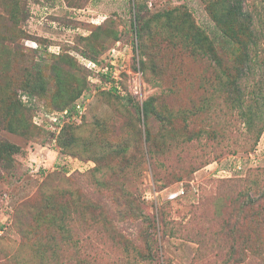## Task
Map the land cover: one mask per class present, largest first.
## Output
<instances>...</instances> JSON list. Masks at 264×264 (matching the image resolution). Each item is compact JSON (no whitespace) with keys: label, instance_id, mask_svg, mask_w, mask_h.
Returning <instances> with one entry per match:
<instances>
[{"label":"rangeland","instance_id":"obj_1","mask_svg":"<svg viewBox=\"0 0 264 264\" xmlns=\"http://www.w3.org/2000/svg\"><path fill=\"white\" fill-rule=\"evenodd\" d=\"M222 2L0 0V142L19 147L0 157V264H264V0L237 37ZM119 42L139 94L81 64ZM21 90L34 111L89 94L87 116L55 140L15 112Z\"/></svg>","mask_w":264,"mask_h":264},{"label":"trees","instance_id":"obj_2","mask_svg":"<svg viewBox=\"0 0 264 264\" xmlns=\"http://www.w3.org/2000/svg\"><path fill=\"white\" fill-rule=\"evenodd\" d=\"M216 15H217L216 19H217L218 23L225 26L224 32L226 35H229L230 31H233V35H235L237 37L238 33L235 32L236 30L233 27L235 25V23H237V22L247 21V22H250V24H253V21H252L253 15L249 10H246V0H223L221 12L216 14ZM183 22L184 21L182 20L178 24H173L171 18H169L168 25L177 31V30L181 29V26H182L181 23H183ZM248 29H249L250 34H253V36H256V33L254 32V30L251 28L250 25L246 26V30H248ZM247 37H249L247 40H243L240 38L237 41H240L242 43L245 50H250L252 45L254 46V45H257L258 43L256 40L253 39L252 35L247 36ZM202 43H203V37L201 36V34L195 33L194 39H193V44L197 48H199V47L203 48ZM247 54L249 55V53H247ZM85 58L95 60V61L99 60V59L89 58L86 56H85ZM82 66L88 71L89 74L91 73L83 64H82ZM89 74H88V77H89ZM17 93H18L17 97L15 99H13L11 106L14 108L15 112L16 111L22 112L23 110H27V111L32 110L33 113H31L30 120H31V123L38 128H44V127H41L39 125H36L33 121V118L38 111L56 112V111H63L64 109H66L68 107L70 109H73L76 101L80 98V97H78L72 104H70V105L68 104V105L63 106V107L58 108V109L50 108V109H46V110H37V111L35 110L34 111V109H32L33 105H34V94H31V92L27 91V90H21L20 92H17ZM113 93H116V92H113ZM116 94H118V93H116ZM118 95L121 97H127L128 96V95L123 96L121 94H118ZM231 100H233L236 103H239L238 104L239 108L242 107V105H243L242 96H240V97L238 96L235 99L231 96ZM247 109L248 108L242 109V115L243 116L248 117V115L250 114V111H246ZM86 116H87V114L84 116L83 121L85 120ZM75 125H79V124H77L74 121L68 122L67 124L64 125V127L62 128L61 132L58 135H55L49 129H46V128H44V129H46L50 134L55 136V139L58 140L64 134V132L66 131V129L68 127L75 126ZM6 127L11 132H18V131L24 132L26 127H27V119H25L23 117L21 118L20 116L15 117V118L12 117L8 120ZM104 142H107L110 147L113 146V144H109V142H110L109 140H105ZM126 145L127 144L123 141V142L116 144L115 148L121 147L119 149V151L125 152L126 148H124V147H126ZM18 149H19V147L16 144H13L10 142H0V157L3 159H7L8 157H11V155L14 152H17ZM91 162L94 165L90 169L95 167V163L91 160L86 162V163H91ZM120 166H122V164H120ZM120 166H118V168ZM114 167H116V166L112 165V167H111L112 171H115Z\"/></svg>","mask_w":264,"mask_h":264},{"label":"built area","instance_id":"obj_3","mask_svg":"<svg viewBox=\"0 0 264 264\" xmlns=\"http://www.w3.org/2000/svg\"><path fill=\"white\" fill-rule=\"evenodd\" d=\"M121 47L119 42L118 46L110 48L108 54L103 59L95 61L83 57L81 63L91 72L89 79L95 83V86L102 85L104 90L113 91L123 96L133 93L139 94L140 87L137 79L134 80L133 85L130 87H127L125 84V74H128L129 71L130 58L124 52L126 49L123 50ZM90 100L89 94H83L76 101L73 109L68 107L63 111L56 112L38 111L33 121L36 125L49 129L55 135H58L68 122L74 121L80 124L83 121L84 116L88 112ZM251 157L255 158V154L251 153ZM86 164H90L91 167L94 165L92 162ZM238 167H242L241 162L238 163ZM184 193L185 189L182 188L178 194Z\"/></svg>","mask_w":264,"mask_h":264}]
</instances>
